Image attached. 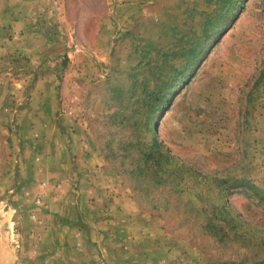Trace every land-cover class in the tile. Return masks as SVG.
Here are the masks:
<instances>
[{"label":"rangeland","instance_id":"rangeland-1","mask_svg":"<svg viewBox=\"0 0 264 264\" xmlns=\"http://www.w3.org/2000/svg\"><path fill=\"white\" fill-rule=\"evenodd\" d=\"M0 264H264V0H0Z\"/></svg>","mask_w":264,"mask_h":264},{"label":"bare ground","instance_id":"bare-ground-1","mask_svg":"<svg viewBox=\"0 0 264 264\" xmlns=\"http://www.w3.org/2000/svg\"><path fill=\"white\" fill-rule=\"evenodd\" d=\"M164 111H165V109H164ZM164 111H163V112H164ZM160 116H161V114L158 115V117H156V119H155V121H154V123H153L154 126H155V125L157 124V122L159 121ZM153 132H154V130H153Z\"/></svg>","mask_w":264,"mask_h":264},{"label":"trees","instance_id":"trees-1","mask_svg":"<svg viewBox=\"0 0 264 264\" xmlns=\"http://www.w3.org/2000/svg\"><path fill=\"white\" fill-rule=\"evenodd\" d=\"M154 130V129H153ZM153 130H152V132H153ZM167 153V152H166ZM168 154V153H167Z\"/></svg>","mask_w":264,"mask_h":264}]
</instances>
